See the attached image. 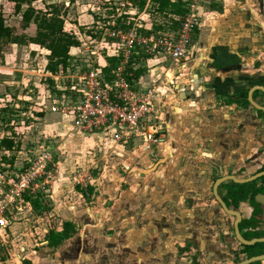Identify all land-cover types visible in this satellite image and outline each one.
I'll return each mask as SVG.
<instances>
[{
	"label": "crops",
	"instance_id": "obj_1",
	"mask_svg": "<svg viewBox=\"0 0 264 264\" xmlns=\"http://www.w3.org/2000/svg\"><path fill=\"white\" fill-rule=\"evenodd\" d=\"M210 2L198 10L199 27L189 61L172 64L164 57L152 58L149 67L137 73L143 87L158 89L157 101L169 130L162 147L163 157H171L168 166H177L183 156L192 162L188 171L178 169L179 174L183 172L180 183L176 184L179 189H173L179 193L178 200L175 199L172 207L161 202L166 199L160 190L165 167L156 172L154 180L141 176L144 171L135 165L146 156L147 147L141 141H129V146H125L127 143L106 139L101 134L70 137L64 118L51 112L58 122L48 127L62 134L60 147L69 152L68 157H73L75 166L83 162L87 148L93 147L99 148L104 156L110 150L115 152V159L127 169L124 176H118L122 179L119 182L113 179L118 174L113 166L114 171L105 173L110 181L106 185L103 181L100 189L95 188L94 181L88 188L72 183L68 172H62L52 186L51 196L56 204L53 210L63 220L58 228L49 226L50 229L43 230V237H38L43 241L31 250L24 241L27 235L23 233L24 227L33 222L40 232L42 225H47L42 218L44 211L52 209L41 210L33 203V197L26 195L8 219V226L0 229L7 235L11 232L24 255L16 264H167V261L176 264L171 243L177 237L172 230L179 215L183 220L190 217L193 228L177 237L181 243L192 241L195 247L211 255L222 250L219 234L213 230L202 233L205 227L200 226L199 215L187 210L180 196L187 191L206 194L211 178L220 173L229 174L230 163H236L230 173L243 177L264 165V118L250 102L251 98L255 104L264 106V93L258 91L259 86L264 87V0ZM78 136H83L82 142H73ZM46 150L51 151L48 147ZM199 170L205 174L202 183L196 178L203 174ZM174 171L167 175L173 178ZM128 179L129 187L123 188ZM243 209L246 211V206ZM117 210L119 213L115 214ZM25 215L28 216L25 218ZM64 223L74 224L78 231L59 247H49L50 232L62 231ZM39 232L36 229L37 235ZM40 245L44 247L38 252Z\"/></svg>",
	"mask_w": 264,
	"mask_h": 264
},
{
	"label": "rangeland",
	"instance_id": "obj_2",
	"mask_svg": "<svg viewBox=\"0 0 264 264\" xmlns=\"http://www.w3.org/2000/svg\"><path fill=\"white\" fill-rule=\"evenodd\" d=\"M128 1L129 0H28V3L24 4L21 12L15 14L10 4L6 3L4 0H0V15L3 17L6 25L15 29L16 35H26L27 37L35 35L34 29L24 28V21L27 18H25L26 12H33L30 24L34 28V14L47 11L51 12L53 9H58L65 21V30L74 34L80 43L78 47L71 49L70 67L65 70V72L60 70L62 73L59 72L57 75H52L46 70L50 52L45 48H39L30 43H26V45L8 44L4 46L0 54V143L3 139L10 138L14 141L15 145L13 151H6L0 147V190L4 189L17 174L26 169L30 164V160L40 155L47 147L51 150L50 152H52L53 155V161L50 164L52 177L49 178L48 183H41L36 190V194L32 196V199H38L42 206L52 209L49 212L45 210L44 212L46 214L42 217L44 222H46L45 224L48 225V228L47 225H42L41 228L43 229H41L42 231L39 229V232L38 227H36L38 225L33 222H28L23 229V233L26 232L27 234L24 236V241L28 242L26 245V247H29L28 250L33 249L34 245H39V243L43 241L38 239V237H43V230L50 229L49 226L58 228L63 220L62 215L56 212L55 208L53 210L56 204L54 205L55 202L51 196L52 186L62 172H68L67 175L72 183H75L73 180L75 173L82 172L85 175L89 174L91 175V179L86 180L84 188L91 186L90 182L94 181L93 184L97 189L102 188L103 181L105 185L110 181L107 176H105V173L111 170L114 171L113 166L116 167V171H118V174H114L115 177L112 176L113 179L116 178L115 181L118 180L120 182L122 179L118 176H124L125 174L124 170H126L127 167H124L122 162L120 163L115 159V152L110 150L109 153L104 156L99 148L97 150V148L93 147L87 148L83 162L75 166L74 163L76 162H72L73 157H68L67 153L69 152H67L64 147H62V149L60 147L62 134L55 130H50L48 125H56L58 122V118L50 111L51 103L49 97L59 94L55 91V80L51 76L61 77L58 83H63L68 86L71 82L69 77L76 74L77 67L86 69L87 65L106 66V57L109 53H112L111 51L113 50V47L109 45V43H111V39L109 38V27L116 22L119 17L125 13L132 16L135 15V18L132 19L135 27H141L144 31L148 32L161 33L169 29L171 18L169 16L164 17L156 12L150 2L147 4L144 10L145 12L138 13ZM210 1L211 0H206L204 3H208L209 5L211 3ZM127 2L129 6L126 5ZM204 3H201V5ZM50 80L53 82L51 83ZM101 136H103V134H101ZM81 137L83 136H78L72 141L81 143ZM103 137L106 139H113L107 135ZM125 146H129V144L127 143ZM4 158H6L8 162H5L3 160ZM13 158L14 160H12ZM185 158V156L181 158L177 165L179 168H177L176 165L173 167L168 166L169 160L167 163L163 164V167H165L164 173L166 175L164 181L161 183L160 190L162 193L166 194V199L163 201L161 200V202L166 204L167 207H172L171 204L177 199V196L179 198V193L177 194L176 192L179 188H177L178 186L176 184L180 183L181 175L184 171H188V165L192 163L189 161V158ZM230 164L229 171L231 172L235 168L236 163ZM72 165L75 166V169ZM78 165L81 166V168H78L79 170L77 169ZM135 165L144 169L143 166H139L138 163ZM161 168L162 166H160L157 171H163ZM174 169H176V171H174ZM178 169L183 172L179 174ZM257 169L258 168H254L252 172L249 173H253ZM150 171L153 174L150 173ZM150 171L145 173L148 175L144 174L141 176H147L149 179L154 180L157 171L154 172V168H151ZM171 171H174L173 178L167 175V173L171 174ZM199 172L203 173L204 170H199ZM190 175L191 174L188 176ZM204 175L203 173L196 176L199 180L198 183L203 182ZM211 180L210 185H213L214 178H211ZM128 182L123 184V188L129 187L130 182ZM173 189L176 191H173ZM185 194L186 195L180 196L181 204L188 207L190 202L185 201V197H188L189 193ZM172 196H174V200L171 199ZM199 196L203 197L205 195L202 194ZM106 197L108 198L107 195ZM119 198L120 196H118V199ZM119 200L123 201L121 199ZM95 201L96 197L94 196L93 202ZM109 201L110 203L112 202L110 199ZM105 205L108 206L107 203H105ZM106 206L104 208H106ZM14 212L13 214H15ZM118 213L119 210L115 212V214ZM9 216L11 219L12 215L9 214ZM27 216L28 215H25V218ZM23 221L21 220V222ZM33 224L35 227H33ZM36 229L37 232H39L38 235L36 234ZM9 234L11 235L9 231L8 235L0 231V264H16V262H18L17 259L21 257L24 258V255L19 251L18 244L15 243V237ZM33 234L37 237L35 238ZM38 247V252H40L44 246L40 245Z\"/></svg>",
	"mask_w": 264,
	"mask_h": 264
},
{
	"label": "built area",
	"instance_id": "obj_3",
	"mask_svg": "<svg viewBox=\"0 0 264 264\" xmlns=\"http://www.w3.org/2000/svg\"><path fill=\"white\" fill-rule=\"evenodd\" d=\"M189 1L188 12L182 18L173 17L179 21L177 30L169 27L166 32L153 33L135 24L124 30L117 28L114 22L109 27V45L113 50L108 56L118 58L119 62L109 74L104 70L107 65L77 67L76 74L69 77L68 86L58 83L61 77L51 76L59 94L50 97V111L64 118L70 137L103 134L119 143L152 144L163 138V123L157 115L158 89L156 86L143 87L136 71L148 68L152 58L164 57L172 64L189 61L199 27L198 10L206 0ZM52 161V152L43 151L0 190V229L8 226L9 214L13 215L26 195L32 197L41 183L49 182ZM90 176L77 172L73 180L84 185Z\"/></svg>",
	"mask_w": 264,
	"mask_h": 264
},
{
	"label": "flooded vegetation",
	"instance_id": "obj_4",
	"mask_svg": "<svg viewBox=\"0 0 264 264\" xmlns=\"http://www.w3.org/2000/svg\"><path fill=\"white\" fill-rule=\"evenodd\" d=\"M261 88L264 89L263 86ZM258 91L264 93V91L261 89ZM254 108L264 118V111L259 109H264V106H259L256 104V107L254 106ZM162 114L163 113L160 111V106L158 104L157 115L163 123V138H161V140L156 144L147 142H142L141 144L144 147H147L145 152L146 156L140 158V160H137L136 163H138L139 166H143L144 169L141 170L144 171V174L148 173L151 168H154V172H156L157 169H159L160 166H164L163 164L167 163L168 160L170 163L171 157H163L162 151V147L166 143L167 135L169 133L166 124L167 120ZM150 173L152 172L150 171ZM261 173H264V165L255 170V172L248 177H243V175H236L232 173L221 175L220 173L214 178L213 185H211L208 191L209 195L207 192L204 194L205 196L201 197L199 195L202 194H199L195 191L187 192L189 195L187 194L188 197L186 196V201L190 202L187 210H194L199 215V224L202 228L203 226L205 227V231L202 229V233H207L213 230V233L219 234V243L222 244V250L219 252L216 251L215 254L211 255L210 252H206V250L203 251L200 247H195L192 244V241L190 242L185 240L184 243H181L177 237L179 235L186 234L187 231H191L193 228L189 223L190 217H185L183 220V217L179 215L177 218L179 221L175 222V228L172 230L174 235L177 237L173 239L171 243V248H173V252H171V254L175 259L176 264H240L252 257L264 255V175L259 176L253 181L247 182L245 184L226 181L220 184L217 188V195L215 193V184L220 179H223L227 176H237L241 179H251ZM233 183L237 186L233 185ZM241 186L244 187L242 188ZM230 195H232V197H230ZM217 196H219L225 203L228 210H233L240 213L241 222L238 224V228L242 237L247 241L256 242L257 240H260L261 242L257 241L253 245H244L238 239L236 233L237 217L226 211V209L218 200ZM244 206L247 208L246 211L243 209ZM202 209L204 212L206 210L210 211H208V213H204L201 211ZM196 223L198 224V221H196ZM77 231L78 227L76 226V232ZM245 247H248L247 252H245ZM168 262L169 261H167V264ZM259 262L264 264V261ZM257 263L258 262L250 264Z\"/></svg>",
	"mask_w": 264,
	"mask_h": 264
},
{
	"label": "trees",
	"instance_id": "obj_5",
	"mask_svg": "<svg viewBox=\"0 0 264 264\" xmlns=\"http://www.w3.org/2000/svg\"><path fill=\"white\" fill-rule=\"evenodd\" d=\"M6 3L12 6L13 12L19 14L24 6L28 3V0H4ZM133 8L138 12H142L146 9L148 2H150L153 9L164 17H170L172 22V28L177 30L179 27V21L173 17L182 18L189 10V0H129L128 1ZM33 12H26L24 28L34 29L35 35L27 37L26 35H16L15 29L6 25L3 17L0 15V54L5 45L16 44L26 45L30 43L33 46L39 48H45L50 52L48 55V64L46 70L52 75H56L62 70L65 72L71 65V49L79 46L77 37L65 30V21L62 18L58 9H53L51 12H39L34 14L33 28L30 24ZM31 15V16H29ZM117 28L129 30L133 26V21L130 15L124 14L117 19ZM143 30V29H142ZM34 52V51H33ZM107 67L104 69L107 74L111 69H114L118 65V58L107 56ZM139 72L136 71V75ZM51 83L53 82L50 80ZM55 90V89H54ZM56 91V90H55ZM0 147L6 151L14 150V141L10 138H5L1 141ZM8 162L6 158L3 159ZM14 160V158L12 159ZM11 160V163H12ZM233 185L237 186L233 183ZM242 188L244 186H241ZM231 192V191H230ZM232 194V193H231ZM232 197V195H230ZM36 207L45 210L38 199H32ZM76 232V226L72 223H64L63 230L60 232L51 231L47 241L48 246L51 248L59 247L65 240L70 238ZM248 251V247H245V252ZM257 264H261L258 262Z\"/></svg>",
	"mask_w": 264,
	"mask_h": 264
},
{
	"label": "water",
	"instance_id": "obj_6",
	"mask_svg": "<svg viewBox=\"0 0 264 264\" xmlns=\"http://www.w3.org/2000/svg\"><path fill=\"white\" fill-rule=\"evenodd\" d=\"M258 89H261V90L264 91V89L261 88V87H259ZM250 97H251V96H250ZM250 102L256 107V104L253 102V100H252L251 98H250ZM259 109H261V110L264 111L263 108H259ZM262 175H264V173H261V174H259L258 176L253 177V178H251V179H241V178H239V177H237V176H227V177H225V178L220 179V180L217 181V183L215 184V193H216V195H217V188L219 187L220 184H222V183H224V182H226V181H232V182H234V183L245 184V183H247V182L253 181L255 178H257V177H259V176H262ZM217 198H218V200L220 201V203L223 205V207L226 209V211H228L229 213H231V214H233V215H235V216L237 217V222H236V233H237V237H238V239H239L244 245H253V244H255L257 241H258V242H261L260 240H257L256 242H255V241H247V240H245V239L242 237L241 233L239 232V228H238V224L241 222V215H240V213L237 212V211H233V210L231 211V210H228V209L226 208L225 203L221 200V198H220L219 196H217ZM259 261H264V255L256 256V257H252V258H250V259H247V260L243 261V262L240 263V264H250V263L259 262Z\"/></svg>",
	"mask_w": 264,
	"mask_h": 264
}]
</instances>
